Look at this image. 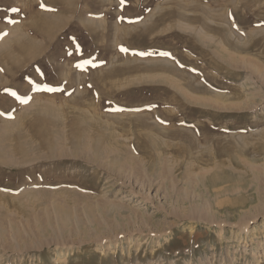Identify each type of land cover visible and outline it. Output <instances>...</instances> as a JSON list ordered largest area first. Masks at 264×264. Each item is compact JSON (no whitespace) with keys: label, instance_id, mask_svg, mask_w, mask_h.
Returning <instances> with one entry per match:
<instances>
[{"label":"rangeland","instance_id":"rangeland-1","mask_svg":"<svg viewBox=\"0 0 264 264\" xmlns=\"http://www.w3.org/2000/svg\"><path fill=\"white\" fill-rule=\"evenodd\" d=\"M0 264H264V0H0Z\"/></svg>","mask_w":264,"mask_h":264},{"label":"snow or ice","instance_id":"snow-or-ice-1","mask_svg":"<svg viewBox=\"0 0 264 264\" xmlns=\"http://www.w3.org/2000/svg\"><path fill=\"white\" fill-rule=\"evenodd\" d=\"M120 3H121V4H124V3H125V0H120ZM41 7H43V5H41ZM13 11H16V9H13ZM120 50H121L122 52H127V51H128V49L123 48V47H121ZM134 54H135V55H138V56L152 55V53H148V52H136V53H134ZM159 55H160V56H164V57H168V56H170V53H168V52H160ZM85 63H88V62L86 61ZM77 67H81V65H77ZM43 90H44V91H55L56 89L45 87ZM11 95H12V96H15L17 99H20V97L18 96V94H17L16 92H12ZM21 102H22V103H27L26 100H25V101H21ZM118 110H119V109H118Z\"/></svg>","mask_w":264,"mask_h":264}]
</instances>
